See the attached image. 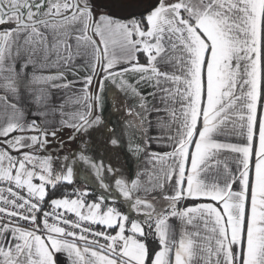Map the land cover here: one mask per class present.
Returning <instances> with one entry per match:
<instances>
[{
  "label": "snow or ice",
  "instance_id": "1",
  "mask_svg": "<svg viewBox=\"0 0 264 264\" xmlns=\"http://www.w3.org/2000/svg\"><path fill=\"white\" fill-rule=\"evenodd\" d=\"M0 264H264V0H0Z\"/></svg>",
  "mask_w": 264,
  "mask_h": 264
}]
</instances>
